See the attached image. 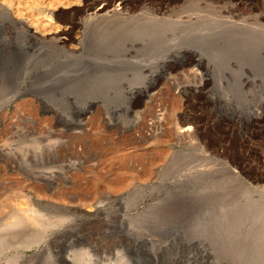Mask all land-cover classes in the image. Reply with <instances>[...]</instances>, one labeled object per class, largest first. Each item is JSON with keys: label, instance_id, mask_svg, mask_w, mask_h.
<instances>
[{"label": "rangeland", "instance_id": "obj_1", "mask_svg": "<svg viewBox=\"0 0 264 264\" xmlns=\"http://www.w3.org/2000/svg\"><path fill=\"white\" fill-rule=\"evenodd\" d=\"M115 1L33 8L63 43L0 60V264H237L263 230L264 105L254 129L213 97L264 96V0H125L128 19L84 23Z\"/></svg>", "mask_w": 264, "mask_h": 264}, {"label": "bare ground", "instance_id": "obj_2", "mask_svg": "<svg viewBox=\"0 0 264 264\" xmlns=\"http://www.w3.org/2000/svg\"><path fill=\"white\" fill-rule=\"evenodd\" d=\"M69 1L70 0H0V60H2L4 55L6 53H8L9 51H14L16 53H20V54L28 56L29 54L34 53L36 51V49L38 47V46H35L37 44V41L38 40H40V41L44 40L47 37L55 39L54 41H56V43L57 42L63 43V39H62L61 35L66 33L65 29L63 27H61L60 25L57 26V24L53 25V26L51 24H49L50 25L49 26L48 24H46L48 22L44 23L43 22L44 20H42L40 18L39 14L37 15V13L35 12L34 9L35 8L40 9V8L45 7V6L46 7L47 6L48 7H51V6L52 7H56V6L67 7L70 5ZM71 3H72V1H71ZM132 3L134 4V2H132ZM132 3H129V4H132ZM134 7H136V6H134ZM134 9L133 8L130 9V5L128 7L125 0H117V1H115V3H109V2L108 3H106V2L100 3L99 2V4H97V5H94L92 7L89 6V9L85 13L86 15H85V22L84 23H86V25L104 24L105 23V24H113V26H114V24H116V22L119 21L120 19L122 21L123 20L122 18L125 17L128 19V17L132 16L129 13L131 12V10H134ZM119 23H120V21H119ZM12 38H14V40H12ZM144 43H145V41H144ZM182 51L183 52L184 51H187V52L190 51V53L192 55H195V56L197 55V57H195V58L199 63L202 61V57L200 55H198L195 48H186V49L183 48ZM52 52H54V50H52L51 48H46V49H44V52H42V53L43 54H51ZM38 53H39V49H38ZM163 58H165V57H163ZM167 59H169V58H167ZM167 59H164L163 63H166ZM68 60H69L68 57L60 59L58 61L57 65L64 66ZM118 63H120V62H118ZM124 63L122 62L121 65ZM100 64L105 65V66L108 64L110 65V64H112V60L101 61ZM32 67H33V65H31L30 68L28 67L27 68L28 70L26 69L27 71L24 72L25 76L29 75L30 69H32ZM140 67H141L142 71H143V69L146 68V66L143 64ZM76 70H77V68H75V67L74 68L72 67V69H71L72 72H74V71L76 72ZM113 71H116V70H113ZM114 73H109V72L103 71V74L108 78L109 77L111 78L112 76L118 75V74H114ZM105 76H103V77H105ZM118 83H120V82L118 81ZM241 84L242 85H247V84H251V85L253 84L254 85V80L247 78L244 81H242ZM262 85L264 87V83H262ZM138 87H140V86L127 85V87L126 88L124 87V89H126V92L129 93V95H133L137 91ZM180 88H182V89L189 88L193 91H197L200 89V86H198V85L190 86V85L183 84V85H180ZM245 96L248 99V103L246 102L247 104H245V103L244 104L247 107V109H251L249 111L248 110L242 111V108L239 105L232 104V102H231L232 100L227 95H225V93H222V92L219 94L217 93L213 97V99L215 102H219L220 104L222 103V105L224 104L226 106V108L230 112L229 117L227 116L228 119L229 118L232 119L235 115L242 113V115L245 117L246 121L251 122L253 127L255 126L254 127V129H255L257 127L255 124H258L259 122L261 123L260 119H262L261 118L262 113L259 112V110L257 111L255 106L259 107V106L264 105V96H260V94H258L256 90L253 92L245 94ZM11 97H13V95ZM69 97H70V99L73 98L72 96H69ZM96 100L97 99H95V98H91V99L87 100L86 103H84V106H82V108H81L82 111H85L87 109L88 105L96 102ZM262 110H263V108H262ZM216 116H219V115H216ZM176 131H177L176 133H179V134L182 133V135H183L184 133H189L192 131H194V132L198 131V126L196 124H194L193 126L188 125V124L183 125V126H178ZM261 196H264V193L262 194V191H261ZM30 209L31 210H29V211H31L33 214L39 215L38 214L39 212L37 210H34L32 208H30ZM260 214H261V218H260L261 219V228H263V230L261 231V234H260L261 241H260V243L258 241L256 243H254L255 242V240H254L251 247H249L247 250H244V252H243L242 257H246V258H240L238 260L239 262L237 264H264V206H261V213H258L256 215L254 214V216H256L254 219L256 220ZM40 215H41V213H40ZM30 219H31V217H30ZM14 221L11 222V225H13V226L16 225L14 223L17 222V221L16 222H14ZM35 222H36V220H35ZM252 235H253V233H252ZM259 244L261 246H259ZM187 245H195V246L201 248L200 249V255L202 257H207L210 253V251L204 245V241H194V240L190 239L187 242ZM65 259H66V261H68V263L74 264L72 258L65 257Z\"/></svg>", "mask_w": 264, "mask_h": 264}]
</instances>
